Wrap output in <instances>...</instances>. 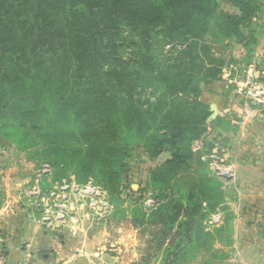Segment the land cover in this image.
<instances>
[{
  "label": "trees",
  "instance_id": "16d2710c",
  "mask_svg": "<svg viewBox=\"0 0 264 264\" xmlns=\"http://www.w3.org/2000/svg\"><path fill=\"white\" fill-rule=\"evenodd\" d=\"M36 3L38 25L20 31L0 19V101L11 95V103L0 105V127L13 121L11 115L22 121L35 116L38 129L61 137L65 146L71 139L83 138L81 145L86 146H71L66 154L69 158L79 154L91 159L96 154L92 157L95 163L102 160L119 166L127 151L98 137V129H105L110 136H131L154 155L170 151L172 158L152 172L154 180L174 171L181 158L180 146H189L192 137L206 128L209 107L199 100L202 78L197 77L202 66L194 69L193 61L195 47L209 30L217 0ZM74 5L88 12L76 10ZM240 10V16L227 14L225 18L237 33L244 31L246 20L242 6ZM251 16L246 18L251 20ZM126 30L132 50L128 58L120 56L114 39ZM154 40L162 45L179 43L180 49L174 48L176 56L158 57ZM219 73L212 68L204 75L216 78ZM83 111L92 116L79 121ZM42 115L43 122L38 121ZM61 131H73L75 136L65 138ZM189 200L190 195L186 207L198 214L199 204ZM171 208L176 210L175 205Z\"/></svg>",
  "mask_w": 264,
  "mask_h": 264
},
{
  "label": "rangeland",
  "instance_id": "374dc122",
  "mask_svg": "<svg viewBox=\"0 0 264 264\" xmlns=\"http://www.w3.org/2000/svg\"><path fill=\"white\" fill-rule=\"evenodd\" d=\"M1 1L0 19L9 28L14 26L22 31L23 27L41 22L37 19V0ZM230 1L243 7L244 31L232 30L225 19L227 14L215 10L207 34L195 47L193 66L194 69L202 66L197 75L202 78L199 86L225 79L228 89L244 102L246 109L239 123L231 124L225 117H218L216 108L213 117L209 121L206 119L202 134L192 137L189 146H180L178 154L181 158L176 169L164 172L160 180H154L152 172L172 158L170 151L163 150L154 155L131 136H110L105 133L108 130L98 129V137L102 140L126 149L127 156L118 166L103 164L102 160L95 163L92 157L96 158V154L91 159L79 154L69 158L66 154H70L71 146H86L81 145L83 138L71 139V144L65 146L61 137L56 134L52 137L49 131L39 130L35 116L22 121L11 115L13 121L7 127H0V164H49L52 181L66 178L72 185L67 191L70 199L67 205L75 219L68 220L62 227L71 233L92 228L96 235L104 238L100 249L109 252L117 264H253L252 247H246L248 251L244 257L237 247L236 233L240 227L234 180L237 164L232 160L236 153L234 146L239 140L234 136L240 124L251 123L254 113L264 112L263 105L253 104V98L243 94L248 66L258 63L255 46L263 33L262 25L246 17L257 11L264 12V0ZM72 7L88 12L81 5ZM114 39L119 43L120 56L128 58L132 50L127 30L120 36L115 35ZM154 45H158L153 47L158 57L161 54L176 56L174 48L180 49V45H162L155 40ZM237 46L241 47L239 54L231 55ZM212 68L219 69L220 73L216 78L206 79L204 72ZM250 74L253 80H259L254 67ZM151 92L149 89L148 93ZM180 96L194 98L191 94ZM6 103H11V95L8 100L0 101V105ZM207 106L209 117L213 110ZM89 115L92 116L81 112L79 121L88 120ZM44 118L42 115L38 121L43 122ZM81 129L85 132V128ZM62 133L65 138L75 136L73 131ZM224 169L227 171L221 175ZM189 195V201L199 204L198 214L186 207ZM164 203L168 206L160 208L158 204ZM172 205L176 210H172ZM242 205L246 207V203ZM201 213L205 215L201 216ZM199 224L204 226L203 229Z\"/></svg>",
  "mask_w": 264,
  "mask_h": 264
},
{
  "label": "crops",
  "instance_id": "0c3cea01",
  "mask_svg": "<svg viewBox=\"0 0 264 264\" xmlns=\"http://www.w3.org/2000/svg\"><path fill=\"white\" fill-rule=\"evenodd\" d=\"M216 11L241 15L240 6L230 0H217ZM250 19L262 25L263 33L255 46L258 63L254 71L258 72L259 80L264 81V12L257 11ZM241 47L233 49L231 55H238ZM199 100L206 105H214L218 109V117H225L231 124L239 123L246 109L244 102L228 89L225 79L212 80L204 87L200 86ZM250 121L240 124L237 136H234L239 139L236 140V153L232 160L237 164L234 173L240 226L236 233L237 247L244 257L248 251L246 247L251 246L253 264H264V112L254 113ZM36 167L37 164H0V254L4 261L16 264L30 257L39 264L54 261L59 264H117L109 252L100 249L104 238L96 235L92 228L71 233L62 226L53 230L42 226L22 196Z\"/></svg>",
  "mask_w": 264,
  "mask_h": 264
},
{
  "label": "built area",
  "instance_id": "2783aa9c",
  "mask_svg": "<svg viewBox=\"0 0 264 264\" xmlns=\"http://www.w3.org/2000/svg\"><path fill=\"white\" fill-rule=\"evenodd\" d=\"M254 65L249 64L247 70V78L244 80V93L256 105L264 106V81L253 80L251 77V69ZM223 170L221 175L225 173ZM46 184H49L46 185ZM72 185L66 178H60L58 181H52L51 168L49 164H38L30 181V185L22 191V196L25 199L26 206L35 212L39 222L47 230H53L63 226L69 221H73L75 217L72 215V210L68 208L67 191ZM76 190L79 191L78 187ZM91 202L94 199H90ZM0 264H7L0 254ZM16 264H39L25 257ZM43 264H59L57 262H48Z\"/></svg>",
  "mask_w": 264,
  "mask_h": 264
},
{
  "label": "water",
  "instance_id": "95a60500",
  "mask_svg": "<svg viewBox=\"0 0 264 264\" xmlns=\"http://www.w3.org/2000/svg\"><path fill=\"white\" fill-rule=\"evenodd\" d=\"M179 45H180V44L178 43L177 46H179ZM210 108H211V110H213V114H211V116H209V117L207 118L208 121L213 117L214 113L217 112L216 107H215L214 105L211 104V105H210Z\"/></svg>",
  "mask_w": 264,
  "mask_h": 264
}]
</instances>
